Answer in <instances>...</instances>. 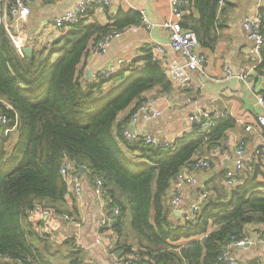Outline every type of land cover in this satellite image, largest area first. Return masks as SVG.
<instances>
[{
	"label": "trees",
	"instance_id": "16d2710c",
	"mask_svg": "<svg viewBox=\"0 0 264 264\" xmlns=\"http://www.w3.org/2000/svg\"><path fill=\"white\" fill-rule=\"evenodd\" d=\"M190 1L181 27L195 33L201 48L213 50L220 18L232 6ZM257 16L264 38V0ZM111 20L106 26L83 21L52 42L32 41L30 56L16 52L0 24V114L16 126L0 140V264H85L86 251L69 239L61 245L39 239L27 218L35 206L75 218V207L66 206L64 161L78 172L86 169L80 177L93 187L95 198L94 181L101 180L106 212L118 209L110 227L102 229L114 236L112 251L146 264H228L220 260L226 244L247 237L249 226L264 224V172L253 165L260 153L251 164L245 162L236 187L226 189L216 177L197 218L182 222L169 204L174 177L220 146L236 123L224 115L207 132L193 124L166 148L124 140L122 132L144 94L155 88L167 92L171 85L149 55L107 79H86L93 47L114 31L139 25L140 14L118 11ZM259 53L255 71L264 75V48Z\"/></svg>",
	"mask_w": 264,
	"mask_h": 264
},
{
	"label": "crops",
	"instance_id": "0c3cea01",
	"mask_svg": "<svg viewBox=\"0 0 264 264\" xmlns=\"http://www.w3.org/2000/svg\"><path fill=\"white\" fill-rule=\"evenodd\" d=\"M77 1L79 0H32L30 17L23 26V34L28 43L38 41L37 43L43 44L55 40L51 21ZM227 3L232 7L220 18L222 27L218 31L219 38L213 50L197 47V52L205 59L202 70L192 73L190 86L187 89L176 87L168 81L171 85L169 91L160 92V88H155L146 92L142 97V103L154 102L161 116L134 127V131L140 136H152L160 142H169L191 131L193 123H190L188 118L199 111H217L233 119L236 126L225 133V139L218 146L219 155L211 160L207 170L197 173L198 182L205 190L216 177H220L218 182L222 184L225 171L233 167L236 160V142L245 143L243 158L247 164H251L256 153L264 147V127H258L256 123V117L263 116L264 109L255 105L254 98L257 94L264 97V75L255 71L261 64V58L260 53L250 54L252 44L246 40L242 27L246 17L257 15L263 0H230ZM118 11H135L140 14V17L142 12L151 28L141 26L136 32H128L120 37L112 38L106 52L102 55L95 56L91 52L85 69L86 79L91 82L101 78L100 74L107 72L114 62L122 61L121 68L116 73L118 74L131 63H136L137 60L148 56L149 49L153 45L166 46L167 44L168 33L162 25L170 17L169 0H110L108 7L92 6L84 21L87 24L96 23L106 26L111 23L112 16ZM165 59L180 60L181 57L168 51ZM157 63L162 67V60ZM138 65H141V62ZM224 68L231 70L234 75L244 71L246 82L236 78L224 80ZM125 114L126 112L123 116ZM249 125L253 127V132L245 131V127ZM210 151L199 158H208ZM132 155L133 153L128 154L129 157ZM255 158L253 165H259L260 170L264 172V156L260 154L259 161L258 157ZM80 180L81 196L74 198L71 193L65 196L68 209L72 210L75 207L77 220L71 217L72 224L52 221L53 232L47 238L55 245H61L62 240L77 238L85 247V261L114 264L118 260L115 257L116 251H112L114 236L110 230L102 232L99 229L101 216L106 213L105 202L95 198L91 189L93 187L86 179L80 177ZM197 190L187 186L183 188L181 208L189 206ZM77 222L80 223L79 228L75 226ZM263 231L264 224L249 226L247 237L261 236ZM234 250L233 258L237 262L256 260L264 264L263 245L256 244L249 248ZM125 257L122 255L120 259ZM62 264L66 262L63 261Z\"/></svg>",
	"mask_w": 264,
	"mask_h": 264
},
{
	"label": "built area",
	"instance_id": "2783aa9c",
	"mask_svg": "<svg viewBox=\"0 0 264 264\" xmlns=\"http://www.w3.org/2000/svg\"><path fill=\"white\" fill-rule=\"evenodd\" d=\"M230 0H219V7L225 6V3ZM32 0H0V24L4 27L13 47L19 54L23 53V49L28 46V40L23 34V26L28 22L31 14ZM94 5L108 7L110 0H79L75 2L69 9L61 13L51 21V27L55 31V39L66 30L83 22L87 17V12ZM170 17L162 25L168 33V41L166 46L161 44L153 45L149 49V56L152 62L162 60V70L165 77L174 86L181 89H187L190 86L192 73L202 70L205 59L203 55L197 52L199 46L196 35L192 31L183 30L181 23L184 15L191 10L190 0H169ZM151 28L143 13L141 12L140 23L137 26H131L122 31H114L106 35L92 49L95 56L102 55L106 52L108 44L112 38L120 37L128 32H136L138 27ZM243 31L246 40L252 44L250 54L258 55L261 49L264 48V38L261 35V21L257 15L248 16L243 22ZM177 54L181 57L180 60H166L167 52ZM122 61L114 62L107 72H102L100 77L107 79L115 75L121 68ZM245 72L241 71L234 75L231 70L224 68V80L236 78L237 80L245 81ZM249 85V83H247ZM255 105L264 109V97L260 94L255 95ZM161 114L156 110L154 102H146L139 104L131 113L127 128L122 132L124 140L128 143H134L137 140H143L146 145L156 147H170L174 141L160 142L152 136H140L134 131V127L139 123H148L160 118ZM224 114L217 111H199L196 114L189 116L188 121L193 124H200L203 131L207 132L215 125L216 121L222 118ZM258 127H264V115L256 117ZM0 128L3 129V137L5 138L12 133L16 126L10 127V121L4 115L0 114ZM246 132H253L251 125L245 127ZM245 143L243 141L236 142L235 157L233 167L227 169L224 173L222 185L226 189H232L238 185V178L241 177L245 169V159L243 158ZM218 147L211 149L208 158H195L174 177L168 191L169 204L172 206L173 212L182 222L193 221L197 218L202 204L209 197V193L200 185L197 179V173L207 170L210 167L211 160L219 155ZM259 153L264 156V147L259 150ZM264 159V158H263ZM60 174L63 177L68 193H71L74 198H78L82 194V184L80 173L71 167L68 161H64ZM197 188V193L194 200L187 208H181L182 205V190L184 187ZM102 182L99 179L94 181V191L97 198L100 199ZM105 204V203H104ZM118 209L114 208L109 213H104L99 222V229L109 228L112 223V218L116 217ZM27 218L33 224L35 232L39 239L49 237L53 232L51 222L59 221L63 223H73L70 216L57 215L51 209H45L41 206H35L27 211ZM77 228L80 223H75ZM207 235H204L206 237ZM74 247L84 250V245L77 238H70ZM100 243V240H97ZM263 245L264 235L241 240L230 241L226 244L223 251L222 261L228 264H235L234 259L230 256V251L233 248L243 247L245 245ZM85 264H100L96 261L88 260ZM114 264H146L138 263L132 256L118 259Z\"/></svg>",
	"mask_w": 264,
	"mask_h": 264
},
{
	"label": "water",
	"instance_id": "95a60500",
	"mask_svg": "<svg viewBox=\"0 0 264 264\" xmlns=\"http://www.w3.org/2000/svg\"><path fill=\"white\" fill-rule=\"evenodd\" d=\"M32 53V48L31 47H25L23 49V54L26 56H30ZM80 174H84L86 172V169L84 167H81L78 169ZM177 216V215H176ZM178 217V216H177ZM239 248H249V245H245L243 247H239ZM115 257L117 259H120L122 257V253L120 251H116L115 252Z\"/></svg>",
	"mask_w": 264,
	"mask_h": 264
}]
</instances>
